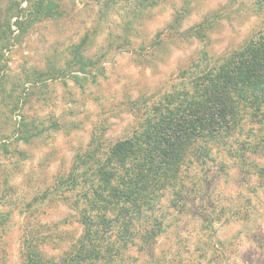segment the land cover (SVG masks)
I'll list each match as a JSON object with an SVG mask.
<instances>
[{"label": "rangeland", "instance_id": "obj_1", "mask_svg": "<svg viewBox=\"0 0 264 264\" xmlns=\"http://www.w3.org/2000/svg\"><path fill=\"white\" fill-rule=\"evenodd\" d=\"M54 2L50 18L11 26L0 60V264H57L82 233L76 197L57 180L129 136L204 53L238 48L264 20L253 0H162L142 12L137 0ZM27 5L0 0L2 28ZM209 21L203 41L191 36ZM250 127L259 129L228 139L232 152L212 145L213 174L195 209L177 213L166 193L155 209L162 234L114 264H264V145L243 162L235 141Z\"/></svg>", "mask_w": 264, "mask_h": 264}, {"label": "trees", "instance_id": "obj_2", "mask_svg": "<svg viewBox=\"0 0 264 264\" xmlns=\"http://www.w3.org/2000/svg\"><path fill=\"white\" fill-rule=\"evenodd\" d=\"M137 1L141 12L162 2ZM27 2V9L18 6L9 17L16 18L13 24L0 25V60L13 34L11 26L20 31L32 24L31 19L55 13L54 0ZM253 6L261 14L264 0H253ZM211 21L189 30L191 36L203 41ZM194 65L157 102L146 106L129 136L104 152L90 151L85 168L57 180V191L76 197L82 227L57 264H114L130 246H150L165 228L155 212L161 197L168 193V207L179 214L195 209L213 174L212 145H227L232 152L228 139L247 125L259 129L250 127L245 138L235 139L241 141L240 159L244 162L246 151L264 145V138H255L264 127V20L238 48L219 56L204 53ZM33 135L24 134V141Z\"/></svg>", "mask_w": 264, "mask_h": 264}]
</instances>
